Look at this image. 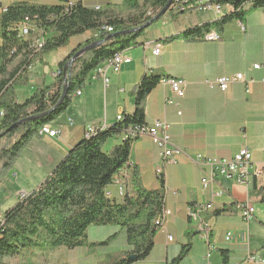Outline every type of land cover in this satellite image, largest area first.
<instances>
[{
    "label": "crops",
    "instance_id": "1",
    "mask_svg": "<svg viewBox=\"0 0 264 264\" xmlns=\"http://www.w3.org/2000/svg\"><path fill=\"white\" fill-rule=\"evenodd\" d=\"M25 1L31 0H0V18L8 6ZM36 2L52 5L81 3L91 7L111 5L119 12L126 9L125 0ZM230 11L229 7L227 13ZM190 14L195 12L177 15L176 10L172 8L149 26L143 36L139 37L138 46L123 51L131 61L123 64L119 72L108 71L107 84L98 74L92 72L89 75L86 86L81 90L82 94H75L67 111L51 124V128L57 130L59 135H43L41 139L33 140L16 165L19 167L26 158L27 164L31 165V176L36 174L37 168H41L42 175L36 182L35 189L45 181L69 149L84 138L87 125L110 126L116 123L118 115L132 113L135 98L131 91L142 76L151 74L162 78H180L188 82L183 98H177L169 84L160 82L146 101V122L169 123L174 146L184 149L192 157L202 154L225 159H231L242 148L248 147L254 164L262 163L264 85L261 79L264 78V67L257 70L253 65L264 66V9L249 13L244 22L232 21L226 24L219 41H186L181 37L171 40L170 37L204 23L196 22L197 20L193 22ZM222 15L224 14L214 11L213 18L207 22ZM90 35L91 32H87L74 36L67 46L44 55L41 61L35 60L28 73V84L17 87L18 100H25L41 85L55 83L60 64L66 61L67 66L72 52ZM148 43L150 47L146 48ZM156 45L163 46L159 55L153 54ZM50 72L52 76L48 78ZM239 72L245 73L255 81L250 94H246L244 86L239 83L231 85L225 92L211 89L207 85V81ZM168 98L173 99L175 104H167ZM121 141L120 137L111 138L105 150H110ZM28 150L31 154L27 156ZM160 162V149L151 137L142 136L132 143L130 163L140 171L144 187L161 186V179L157 174ZM202 176V169L187 155H179L175 163L165 166L164 181L168 187L165 191V208L170 214L164 226L157 232L155 247L150 257L134 264H167L175 258L183 244L187 243L188 234L196 232L188 209L210 201H213L215 210L225 206H232V209L218 215L214 214V211L207 214L212 223V233L206 237L196 232L197 235L192 237L193 247L180 264H222L220 249L230 251L233 264H258L246 262L249 255L258 259L264 258V235L261 236L257 229H253L254 232L251 233V228L254 227L250 226L252 222L263 223L264 217L257 216L255 209V218L246 223L240 215L242 202L249 200L253 205L254 199L260 202L253 192V189L259 190L255 179L249 186L236 184L230 179H221L220 185L224 188V194L212 200L211 192L202 189ZM113 187L109 188L116 200L122 202L123 197L118 196L116 187ZM20 188L28 191L23 186H19ZM2 189L8 191L5 184L1 185V198L5 196V193L1 192ZM3 213L1 212L0 216ZM261 213L264 216V205ZM97 227L107 228L110 232L118 230L110 226ZM228 234L231 235L230 240L226 239ZM168 235L174 239L169 241ZM119 244L122 251V242Z\"/></svg>",
    "mask_w": 264,
    "mask_h": 264
},
{
    "label": "trees",
    "instance_id": "2",
    "mask_svg": "<svg viewBox=\"0 0 264 264\" xmlns=\"http://www.w3.org/2000/svg\"><path fill=\"white\" fill-rule=\"evenodd\" d=\"M168 1L125 0L127 14H122L111 5H52L37 3L36 0L15 2L5 9L0 18V186L23 151L33 140L42 138L40 129L44 125L50 126L67 111L74 95L86 86L89 75L115 53L138 46L139 37L157 20L147 28L113 37L76 58L71 64L68 95L60 105L66 61L60 64L55 83L41 85L25 100H18L17 86L28 83V73L35 60L41 61L44 55L67 46L72 37L91 32L87 40L72 52L71 59L82 47L106 40L112 33L141 27ZM180 1L183 3L185 0ZM209 2L229 5L231 11L216 20L188 28L170 39L202 40L207 33L214 30L221 32L226 24L244 22L249 13L264 9V0ZM177 4L178 1L173 0L168 11ZM193 12L194 9H185L178 10L176 14ZM23 23L35 25L36 29L46 32V41L40 50L37 51L36 32H30L28 37L21 34L19 25ZM161 79V76L153 74L142 76L131 91L135 98L132 113H124L121 121L110 126L98 127L90 137L84 136L69 149L39 187L25 198L18 199L3 213L0 264H15L22 257L32 260L38 251L49 252L63 247L105 251L117 241L123 245L121 254L108 253L102 264H134L150 257L157 232L163 227L156 221L165 206L163 181L159 188H146L140 171L132 166L130 195L124 193L123 201L118 202L115 196H112L113 199L106 196V189L112 186L115 174L130 161L132 143L138 139H125L123 134L129 126L147 124L146 101ZM12 125L15 126L8 130ZM114 137H120L121 143L106 151L107 142ZM253 192L264 203V187L258 191L253 189ZM231 207L216 209L214 214L229 211ZM93 225L118 230L112 231L113 234L110 233L106 240L89 242L88 230ZM194 235L197 233L188 234L187 243L167 264H180L186 258L193 247ZM219 252L222 264H233L228 249H220ZM26 263L34 264V261Z\"/></svg>",
    "mask_w": 264,
    "mask_h": 264
},
{
    "label": "built area",
    "instance_id": "3",
    "mask_svg": "<svg viewBox=\"0 0 264 264\" xmlns=\"http://www.w3.org/2000/svg\"><path fill=\"white\" fill-rule=\"evenodd\" d=\"M178 4L173 7V9L183 11L185 9H194V12L214 10L216 12L222 10V6L218 3L209 2V0H185L181 3L180 0H177ZM72 3H70L71 5ZM19 30L24 32L25 37H28L29 32H36V42H37V51L40 50L46 41V32L36 29L35 25H28V23H23L19 25ZM203 39L207 41H219L222 39L221 32L214 30L213 32L207 33ZM150 44L146 45V48H149ZM162 45H156L153 49V54L159 55L162 51ZM131 58L129 56L117 55L109 58L106 64L98 66L97 70L94 73L101 76L104 82L108 83L107 73L109 70L114 72H119L121 67L125 63H129ZM264 66L261 64L253 65L254 69L260 70ZM60 71L57 72L59 74ZM255 81L252 78H248L247 75L243 72H239L233 75H227L219 77L213 81H207V85L211 89H219L222 92H225L233 84H242L245 89L246 94H250L251 86ZM261 82L264 85V78L261 79ZM161 83L169 84L173 94L177 98H183L186 95V89L188 82L180 78H162ZM82 91L77 92V96H80ZM167 104H175L173 99H166ZM181 113V112H180ZM123 119L122 115L117 116V121ZM100 125H87L85 129V136L90 135V132H93L94 129ZM171 125L165 121H155L152 124L136 125L129 126L126 132L123 134V138H140L142 136H149L152 138L153 142L160 149L161 162L157 167V174L160 179L163 181L164 190H168V187L164 181V168L165 166L175 163L176 157L179 155H187L191 160H193L203 171V176L201 179V186L204 191L211 192L212 200L222 196L224 194V188L220 185L221 179H230L236 184H242L249 186L252 180L255 179L257 188L261 189L264 187V159L260 164H254L253 156L248 147L242 148L236 155L231 159L217 158V157H207L202 154H197L194 157L189 156L187 151L184 149L174 146L171 141L170 134ZM41 136L49 135L55 137L59 134L57 130H53L51 126L41 128L39 131ZM162 153H170V160H162ZM18 173L14 171L12 174L13 178H17ZM114 187H120L121 192H125V195H130V185H132V164L130 161L122 167V170H119L111 184ZM29 193H22L19 196V199L25 198ZM106 196L110 199L112 198V190L108 187L106 189ZM215 210L213 201L196 204L188 209V214L191 221L194 223L196 232L202 234L206 237L212 233L213 227L211 221L208 219L207 214ZM170 214V211L167 210L164 206L161 214L158 216L156 221L166 220L167 216ZM240 215L244 222L249 223L255 218V207L249 201L246 200L241 203ZM2 218L0 219V224ZM165 229V228H163ZM230 234L227 236V240H230ZM168 240L172 241L173 237L168 235ZM248 263L257 262L258 264H264V258L258 259L253 255L247 256Z\"/></svg>",
    "mask_w": 264,
    "mask_h": 264
},
{
    "label": "rangeland",
    "instance_id": "4",
    "mask_svg": "<svg viewBox=\"0 0 264 264\" xmlns=\"http://www.w3.org/2000/svg\"><path fill=\"white\" fill-rule=\"evenodd\" d=\"M229 5L222 6L221 13L226 14L229 10ZM122 14H127V10L125 9ZM192 15L191 19H193V22L197 20L196 22H207V20H211L214 16V10H207V11H199L198 13L195 12V14ZM35 36H33L34 38ZM52 76L51 72L48 74V78ZM28 84V83H26ZM26 84H19L17 87L21 88L22 86H25ZM21 98V97H20ZM30 147V146H29ZM28 147V148H29ZM27 150V148L23 151V153ZM23 153L21 154L20 158L22 157ZM31 154V151L28 150L27 156ZM26 156V157H27ZM16 162L15 167L8 173L6 180L3 184L8 188V191L6 192L4 189L1 190V192L5 193V196L1 198L0 196V213L5 212L8 208L13 207L17 200L19 199V196L22 193H28L35 189L38 180L40 179V176L42 175L41 168H37L35 171L36 174L30 175L31 173V165L27 164L26 158L22 162V164L18 166L17 163H19V160ZM15 172L18 173L17 178H13L12 174ZM19 186H23L27 188L26 190L19 189ZM112 187V186H111ZM114 188V187H113ZM117 189V187H116ZM113 193V191H112ZM117 195L118 189H117ZM113 196L114 193H113ZM116 197V196H115ZM121 197V196H120ZM254 206H256L257 212L256 215L259 217H264L261 211L263 212V205L261 202H258V200L254 199ZM261 203V204H260ZM3 214L0 216V219L2 218ZM251 227V233L254 232L253 229H257L261 236L264 235V219L263 223L259 222H252L250 223ZM103 227V226H102ZM103 229L105 231H103ZM112 232L108 231L107 228H100L97 226L89 228L88 231V239L89 242L91 241H101L106 240ZM105 234V235H104ZM121 241H117L114 245H109L105 250H89L87 247H80L76 249H68V248H60L56 250H52L49 252L45 251H38L37 255L32 258V260H29L27 258H19L15 264H28L26 262L28 261H34V264H102L107 258V254H112L119 256L121 254V246L118 245ZM29 255V254H24Z\"/></svg>",
    "mask_w": 264,
    "mask_h": 264
},
{
    "label": "water",
    "instance_id": "5",
    "mask_svg": "<svg viewBox=\"0 0 264 264\" xmlns=\"http://www.w3.org/2000/svg\"><path fill=\"white\" fill-rule=\"evenodd\" d=\"M173 0H169L168 3L165 5V7L158 13L156 14L153 18H151L149 21H147L145 24H143L141 27H138V28H134V29H131V30H126V31H122V32H118V33H112L111 35H109L107 37L106 40H100V41H96L90 45H87V46H84L82 47L81 49H79L75 54L74 56L71 58L70 60V63L65 66V69H64V75H65V83H64V89H63V93H62V96L59 100V103L58 105H60L64 99L66 98V96L68 95V92H69V85H70V82H69V75L71 74V64L74 62V60L76 58H78L79 56H81L82 54L88 52L89 50L93 49V48H96L98 47L99 45L103 44L105 41L107 40H110L111 38L113 37H116V36H119V35H124V34H127V33H131V32H135V31H138V30H141V29H144V28H147L149 25H151L155 20H158L162 15H164L165 13H167L169 7L171 6V3H172ZM45 113L41 114L40 116H43ZM26 120V119H24ZM23 120V121H24ZM18 124V123H16ZM15 124V125H16ZM15 125H12L8 130H10L13 126ZM7 130V131H8ZM5 134L2 133L1 135Z\"/></svg>",
    "mask_w": 264,
    "mask_h": 264
},
{
    "label": "bare ground",
    "instance_id": "6",
    "mask_svg": "<svg viewBox=\"0 0 264 264\" xmlns=\"http://www.w3.org/2000/svg\"><path fill=\"white\" fill-rule=\"evenodd\" d=\"M221 11H218V13H220ZM28 25H31V24H29L28 23ZM213 32V31H212ZM21 34L25 37V34H24V32H22V30H21ZM29 34H30V32H29ZM28 34V35H29ZM117 55H124L123 54V51L122 52H118V53H115L113 56H117ZM112 56V57H113ZM107 63V60L103 63V64H106ZM103 64H101V65H103ZM96 70H97V68H96ZM161 82V81H160ZM81 91V90H80ZM76 95H77V93H76ZM123 116V115H122ZM51 126V125H50ZM45 127H49V125H44L42 128H45ZM98 129V127L96 128V129H94V131L93 132H90V135H87L86 137H90L92 134H94L95 132H96V130ZM59 135V134H58ZM162 160H170V153H162ZM117 189H118V193H119V195L121 196V197H123L124 196V193L125 192H121V189H120V187H117ZM112 196H113V193H112ZM255 207V206H254ZM256 209V208H255ZM162 226H164V224H165V220H159L158 221ZM174 239V238H173Z\"/></svg>",
    "mask_w": 264,
    "mask_h": 264
}]
</instances>
